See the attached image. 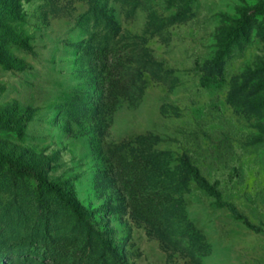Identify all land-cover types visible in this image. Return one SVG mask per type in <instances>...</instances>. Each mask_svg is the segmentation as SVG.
I'll return each instance as SVG.
<instances>
[{
  "label": "rangeland",
  "instance_id": "obj_1",
  "mask_svg": "<svg viewBox=\"0 0 264 264\" xmlns=\"http://www.w3.org/2000/svg\"><path fill=\"white\" fill-rule=\"evenodd\" d=\"M0 117V264H264V0H0Z\"/></svg>",
  "mask_w": 264,
  "mask_h": 264
},
{
  "label": "trees",
  "instance_id": "obj_2",
  "mask_svg": "<svg viewBox=\"0 0 264 264\" xmlns=\"http://www.w3.org/2000/svg\"><path fill=\"white\" fill-rule=\"evenodd\" d=\"M235 32L231 33L230 34V38L229 40L231 41L233 39V37L235 36ZM15 42L19 43V44H22L24 45L25 42L24 41H19V40H15ZM3 119L2 117H0V122H2ZM0 160H3L2 157H0ZM9 165L12 169H15V170H19V171H22V172H26V173H32L33 172V169L27 165H22V164H16L14 162H9ZM187 170L190 174L193 175L194 177V180L195 182L204 190H206L207 192H209L210 194H213V195H217V193L215 192L214 188L210 185V183L200 174L199 170L190 166V165H187ZM235 215L237 216L238 219H242V220H245V218L243 216H241L237 210L233 209Z\"/></svg>",
  "mask_w": 264,
  "mask_h": 264
}]
</instances>
